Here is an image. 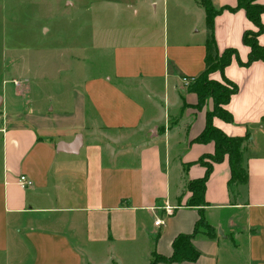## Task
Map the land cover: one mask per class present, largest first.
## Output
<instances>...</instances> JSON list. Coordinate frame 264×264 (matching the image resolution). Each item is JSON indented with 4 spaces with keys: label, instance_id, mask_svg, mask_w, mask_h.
<instances>
[{
    "label": "crops",
    "instance_id": "obj_1",
    "mask_svg": "<svg viewBox=\"0 0 264 264\" xmlns=\"http://www.w3.org/2000/svg\"><path fill=\"white\" fill-rule=\"evenodd\" d=\"M209 1L221 9L238 0ZM135 2L158 11L156 0ZM169 5L186 24L181 34L131 29L113 48L112 71L88 78L79 109L61 112L57 123L42 113L25 117L32 126L9 122L10 102L0 94V251L10 247L11 221L29 215V222L34 216L47 224L17 229L34 250L33 264H151L153 255L173 254L178 235L195 232L197 260L157 264H264V61L241 66L234 59L225 68L239 86L225 106L233 122L213 119L230 136L249 133L248 183L233 196L226 158L213 165L207 204L187 205L189 181L206 173L199 160L215 152L213 141H193L213 101L197 107L198 95L183 80L205 69L206 11L200 0L162 1L164 18ZM214 23L220 54L235 48L247 61L251 49L243 36L257 27L245 10L224 9ZM258 40L264 46V33ZM78 136L80 148L71 152ZM22 175L31 185L19 184ZM202 213L215 238L198 226Z\"/></svg>",
    "mask_w": 264,
    "mask_h": 264
},
{
    "label": "rangeland",
    "instance_id": "obj_2",
    "mask_svg": "<svg viewBox=\"0 0 264 264\" xmlns=\"http://www.w3.org/2000/svg\"><path fill=\"white\" fill-rule=\"evenodd\" d=\"M135 1L0 0V94L10 102L9 122L32 126L25 117L42 113L43 119L57 123L61 112L79 109L88 78L112 71V51L119 38L131 29L135 33L148 29L142 35L167 32L171 37L186 26L170 5L164 18L162 1L178 0H156L157 13L148 9V3L138 8ZM216 81L226 85L223 79ZM27 216L11 221L10 247L0 251V264H33L34 250L25 232L17 229L47 224L39 225L42 218L34 216L29 222Z\"/></svg>",
    "mask_w": 264,
    "mask_h": 264
},
{
    "label": "trees",
    "instance_id": "obj_3",
    "mask_svg": "<svg viewBox=\"0 0 264 264\" xmlns=\"http://www.w3.org/2000/svg\"><path fill=\"white\" fill-rule=\"evenodd\" d=\"M200 3L206 11L207 37L205 41V69L188 85V89L198 95L197 107L203 108L206 101L212 99L213 109L207 111L206 125L200 135L193 141L199 143L213 141L215 143V152L205 155L199 160L201 164L206 166V173L200 179L189 181L187 189L192 193L187 201V205L189 206H204L207 204L205 200V189L213 165L214 163L224 161L226 158L231 168V177L228 186L233 196L235 197L237 195V187L248 183L249 173L244 165L243 150L249 138V133L245 136H230L215 126L213 119L218 117L226 122H233V115L225 106L230 102L231 97L239 92V86L224 75L225 68L234 59H237L241 66H250L257 60L264 61V46L258 40V37L264 33V24L261 20L262 13L264 12L263 4L258 3L257 0H238L235 7L216 9L209 0H200ZM224 9L230 11L244 9L247 17L257 27L256 31L248 30L244 33L243 42L251 49L248 60L245 62L240 60L238 50L235 48H227L221 54L219 52L214 31V21L215 17ZM215 71L222 73V79L226 85H222L219 81L210 78V75ZM198 226L205 227L208 236L215 238L212 234L213 230L211 226L206 222L204 213L201 214ZM195 233L178 235L173 242V254L170 257L157 254L153 255L151 264H157L159 261L175 262L197 260L200 252L192 243Z\"/></svg>",
    "mask_w": 264,
    "mask_h": 264
},
{
    "label": "built area",
    "instance_id": "obj_4",
    "mask_svg": "<svg viewBox=\"0 0 264 264\" xmlns=\"http://www.w3.org/2000/svg\"><path fill=\"white\" fill-rule=\"evenodd\" d=\"M194 79H195L194 77H191V78H184L183 80H184V82H185L186 84H189V83L193 82ZM14 83H15V85H20V82L17 81V80H14ZM19 184H20L21 186H23V187H26V186H28V185H31V182L28 181V179H27L26 176L22 175V176L20 177V179H19ZM155 224H156V225L163 224V221H162L161 219H158V220L155 222Z\"/></svg>",
    "mask_w": 264,
    "mask_h": 264
},
{
    "label": "water",
    "instance_id": "obj_5",
    "mask_svg": "<svg viewBox=\"0 0 264 264\" xmlns=\"http://www.w3.org/2000/svg\"><path fill=\"white\" fill-rule=\"evenodd\" d=\"M80 145H81V137L78 136L77 139L72 143L70 144L69 146L71 147L70 150L71 152H77L80 148ZM63 145H60V151H63Z\"/></svg>",
    "mask_w": 264,
    "mask_h": 264
}]
</instances>
